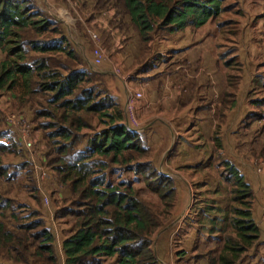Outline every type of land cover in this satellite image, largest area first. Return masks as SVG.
<instances>
[{
  "label": "rangeland",
  "instance_id": "1",
  "mask_svg": "<svg viewBox=\"0 0 264 264\" xmlns=\"http://www.w3.org/2000/svg\"><path fill=\"white\" fill-rule=\"evenodd\" d=\"M36 3L70 37L83 66L92 72L106 74L104 84L121 108L127 91H139L142 94L139 100L148 101L143 104L140 101L137 107L143 129L154 115L166 117V113L173 112L177 115L173 120L175 136L172 140L169 130L163 126L159 130L157 127V130L145 128L139 131L145 143L151 145L149 154L140 160L151 161L162 173L171 168L173 175H167L176 186L175 206L164 219V225L152 235L158 262L205 264L198 260L199 256L208 251L216 255L215 251L220 250L222 243L217 239L223 237L228 227L225 223L218 224L217 231L211 233L210 219L229 217V208L234 205L230 184L221 175L219 162L222 159L237 166L250 184L254 193L253 215L261 229L259 240H264V0H223V11L212 17L204 30L194 34L184 30L173 35L160 30L151 33L148 43H140L127 17L115 14V10L94 14L92 19L101 17L107 21L104 26L92 19L86 21L89 8H82L76 0H36ZM118 19L124 40L123 47L117 51L113 49L107 27L113 28L116 21L119 23ZM89 31L99 34L105 49V59L97 66L91 62L95 43ZM25 37L45 39L44 34L33 32H28ZM24 47L28 61L45 57L53 65H80L62 54H42L31 50L26 43ZM118 52L119 59H115ZM5 56L6 53L0 50V59ZM113 63H118L129 75L126 86L120 76L104 71V67L111 69ZM35 79L36 76L30 90L22 85L0 88V204L4 221L11 229L34 226L43 221L56 237L57 264H63L60 244L71 233L76 221L73 216L64 214V210L74 208L72 200L76 197L71 195L67 184L61 183V175L54 170L61 156L56 146L62 141L58 143L60 138L51 134L54 128L50 122L54 119L48 113L52 104L47 93L36 90ZM158 82L160 90L153 94ZM220 82L227 83L221 105L225 114L219 116L214 125L193 118L195 127L189 126L188 116L178 112L186 109V113L187 107L193 108L197 103L206 108L213 107V111L207 110L217 117L221 107L216 103L221 97L214 99L211 96L216 95L212 90L222 92ZM146 83L153 84L149 100L145 92L150 88L145 86ZM170 90L176 94L169 100ZM195 93L201 99L192 103L191 95ZM151 106L153 115L148 118L143 107L148 110ZM90 123V128L85 127L78 133L74 149L82 148L93 130L102 126L96 117ZM215 128L222 142L221 150L215 147L211 138ZM144 131L150 134L145 135ZM22 134H25V140ZM170 140L172 143L167 146ZM25 141H31L30 148L25 146ZM165 146L167 151L163 155ZM38 168L45 172L43 178L39 177ZM110 180L114 184L128 181L154 209H163L158 196L147 189L139 173L115 169ZM7 204L10 205L8 208L5 207ZM34 231L37 229L31 232ZM180 250L186 252L181 259L176 255ZM253 258L264 262V241L243 255L239 263ZM112 263L113 259L104 262ZM0 264L15 263L0 258Z\"/></svg>",
  "mask_w": 264,
  "mask_h": 264
},
{
  "label": "trees",
  "instance_id": "2",
  "mask_svg": "<svg viewBox=\"0 0 264 264\" xmlns=\"http://www.w3.org/2000/svg\"><path fill=\"white\" fill-rule=\"evenodd\" d=\"M76 1L82 8H89L86 21L95 13L110 9L126 16L141 43H148L151 33L160 30L168 34L187 27L195 30L223 11V0ZM118 20L113 28L122 30ZM58 24L37 7L36 0H0V50L6 53L0 59V88L22 85L30 90L36 76V90L47 93L52 104L48 113L54 119L50 122L54 128L51 134L60 138L58 143L62 141L56 146L61 156L54 170L76 197L72 200L74 208L64 210L76 221L60 244L63 264H104L107 259H113L112 264H160L152 235L164 225L175 206L176 186L151 161L140 160L149 154L150 147L138 131L125 124L123 108L104 84L106 74L83 66L70 37ZM28 32L44 34L45 39H28ZM112 38L111 35L113 45ZM24 43L33 51L62 54L80 65H53L45 57L28 61ZM93 117L102 126L93 130L82 148L74 149L78 133L90 128ZM211 138L221 150L217 129ZM219 164L221 175L230 184L234 205L229 208V217L210 219L211 233L217 231L218 224L228 227L217 239L222 243L220 250L215 251L216 255L208 251L198 260L205 264H238L257 245L261 229L253 215L254 193L250 184L228 159ZM115 169L142 175L145 186L158 196L163 209H154L128 181L114 184L110 176ZM32 229L37 231L32 233ZM55 238L43 221L9 228L0 204L1 259L15 264H57ZM176 255L181 259L186 252L180 250Z\"/></svg>",
  "mask_w": 264,
  "mask_h": 264
},
{
  "label": "crops",
  "instance_id": "3",
  "mask_svg": "<svg viewBox=\"0 0 264 264\" xmlns=\"http://www.w3.org/2000/svg\"><path fill=\"white\" fill-rule=\"evenodd\" d=\"M99 18H101V17H99ZM212 18V17H211ZM211 18L207 21V22H210V20H211ZM103 22H104V20H103ZM107 22V21H106ZM206 22V23H207ZM205 23V24H206ZM205 24H203L202 26H200V27H198V28H196L195 30H191L189 27H187V28H185L184 30L185 31H190L191 32V34H194V33H196L198 30H204V26H205ZM209 24V23H208ZM184 30L183 31H181V33L182 32H184ZM115 32H120L121 33V30L118 28H114V31L113 32H110L109 31V33H110V35H112V40L114 39V34H115ZM199 32V31H198ZM197 32V33H198ZM135 33H137V32H135ZM177 34H179V33H177ZM99 35V34H98ZM171 35H173V34H171ZM100 37V36H99ZM199 37V36H198ZM101 40V39H100ZM113 42V41H112ZM141 43V42H140ZM101 44V43H100ZM173 47V46H172ZM114 49V48H113ZM115 50H120V49H115ZM119 52L115 55V59L117 58V59H119ZM105 59V55H104V58H103V60ZM102 60V61H103ZM111 64V63H110ZM114 65H119L118 63H113V66ZM113 66L111 67V69H109V67H104V71L105 72H110V73H113V71H112V68H113ZM123 71V70H122ZM124 72V71H123ZM114 74V73H113ZM117 76V75H116ZM154 82L156 83V81L154 80ZM160 82H158L157 83V89L155 90V92L153 93V94H156L159 90H160ZM215 83H214V80H213V87H215V85H214ZM153 84L152 83H146L145 84V86H148V88H150V89H148L147 90V92H145L146 93V95H147V99L149 100V90H151L152 89V86ZM226 86H227V83H225V84H222L221 82H220V88H221V90H222V92H218V93H216L215 91H213L212 90V92L213 93H215L216 95H212L211 97H214V99L215 98H217L219 95H220V97H221V99L219 100V101H217V106H220L221 107V105H222V99H224V94H223V92H224V89L226 88ZM215 90V89H214ZM176 94V91H173L172 90V92H171V90L169 91V100L170 99H172L173 98V94ZM226 93V92H225ZM157 97L159 98L160 97V94L159 95H157ZM191 97H193V100H192V103H194L195 101H198L199 99H201V98H199L198 97V95H197V93H195L194 95H191ZM157 98V101H159L160 102V99H158ZM195 98H196V100H195ZM225 98H227V95L225 96ZM140 101H141V103L143 104V101L144 102H148L147 100H138L137 101V107H138V105L140 104ZM169 103H170V101H169ZM164 104V103H163ZM207 104V103H206ZM164 106L166 107V105L164 104ZM213 106H214V103H213ZM152 106L150 107V109H146V108H144L143 107V113H147L149 116H148V118L150 117L151 118V116L153 115V113H152ZM191 106L190 107H187V112L185 113V110L186 109H183L180 113L178 112V114H183V116H188V120H190L189 121V123H188V125L189 126H194L195 125V123H193V118H198L199 119V121L202 123V122H209V124H212V122H213V125L215 124V123H217V118L219 117V116H221V115H224L225 114V111L223 110V108L221 107V111L219 112V114L217 115V117H213L212 116V114H210L209 113V111L207 110V109H209V110H211V111H213L214 110V108L213 107H211V109L210 108H206L205 106H203V105H201V104H196L193 108H192V111H191ZM160 113H162V112H160ZM175 112H173V113H166V117H163V116H158V115H154V117L152 118V119H149V121L144 125V129L146 128V130H153V129H155V130H157L156 128L158 127V130L159 129H161L162 128V126H163V128L164 129H167V130H169V132H170V137H171V140H172V138H174V136H175V134H174V131H173V128H174V126H173V120L175 119V116H177L176 114H174ZM140 122V121H139ZM140 125H141V123H140ZM212 125V126H213ZM195 127V126H194ZM143 129V127L141 126V130L140 131H143L144 130ZM216 129V128H215ZM146 134L145 135H147V134H150L149 132H147V131H144ZM157 133V132H156ZM176 133H177V135H178V132L176 131ZM171 140H170V144H168L167 146H170L171 145ZM148 145V144H147ZM150 145V144H149ZM148 145V146H149ZM151 146V145H150ZM167 146H165V148H164V150H163V155L166 153V149H167ZM166 150V151H165ZM162 159H163V156H162ZM168 167V165H167V163H166V168ZM189 168H191V166H188ZM168 169L170 170V171H166V172H163L164 174H169V175H173L172 174V169L171 168H169L168 167ZM174 172H177V171H175L174 170ZM262 241H264V240H259L258 241V243H261ZM257 246V245H256ZM263 246V245H262ZM239 264H264V262H257V259L256 258H253L252 260H250L249 262H241V263H239Z\"/></svg>",
  "mask_w": 264,
  "mask_h": 264
},
{
  "label": "built area",
  "instance_id": "4",
  "mask_svg": "<svg viewBox=\"0 0 264 264\" xmlns=\"http://www.w3.org/2000/svg\"><path fill=\"white\" fill-rule=\"evenodd\" d=\"M103 20H104L103 18H99V17L98 18L94 17L92 19L93 22H96V23L100 22L104 26L107 25V23L105 21L103 22ZM107 30H109L110 32H113L114 28L107 27ZM89 32L91 35V39L95 43V46L92 49V61L91 62L93 66H97L102 62L104 58L105 49L100 44V37L98 33L93 32V31H89ZM123 40H124L123 35H121L120 32H115L114 39H113V45H112L113 48L121 49L123 47ZM112 71L115 75L120 76L124 85L126 86L129 75L125 74L119 65H114L112 68ZM141 96L142 94L139 91H135V92L127 91L125 104L123 106L125 124L138 132L141 130V125H140L138 115H137V101L139 100ZM22 139L25 140V134H22ZM25 144H26L25 146L30 148L31 141H25ZM38 169H39V177L43 178L45 176V172L42 170V168H38Z\"/></svg>",
  "mask_w": 264,
  "mask_h": 264
}]
</instances>
